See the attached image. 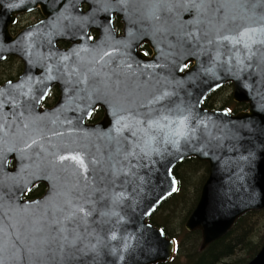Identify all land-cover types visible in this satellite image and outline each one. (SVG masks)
<instances>
[{"label":"water","instance_id":"1","mask_svg":"<svg viewBox=\"0 0 264 264\" xmlns=\"http://www.w3.org/2000/svg\"><path fill=\"white\" fill-rule=\"evenodd\" d=\"M62 1L0 0V63L17 56L25 65L17 80L0 86V264L169 263L176 242L150 218L177 193L174 171L191 158L208 167L197 205L185 222L187 231L201 233V251L245 215L264 210V44H253L249 52L223 39L264 23V4L137 0L135 18L164 22L168 41L160 59L144 67V54L135 51L132 58L119 47L112 19L116 6L107 11L111 19L106 26L99 19L101 0H74L90 4L87 13L81 11L86 26L106 29L96 41L87 33L79 44L68 31L69 36L55 33L64 31L69 13L55 12ZM38 7L45 18L12 35L16 16ZM60 38L74 42L61 49ZM159 62L161 68L153 71ZM228 83L234 102L247 109L206 108V99ZM55 84L85 96V115L102 106L103 120L79 130L55 124L53 110H42V123L29 124L38 128L37 136L27 140L32 151L9 170L3 158L5 112L10 105L40 110ZM155 122L170 125L165 132L171 135L165 138L151 129L145 135L147 125L155 128ZM177 130L183 135H175ZM150 137L151 146L145 147ZM39 179L46 180L48 191L24 202L22 196ZM16 180L20 195L6 196ZM64 235L69 239L62 252L56 243H42ZM247 264H264V245Z\"/></svg>","mask_w":264,"mask_h":264},{"label":"flooded vegetation","instance_id":"2","mask_svg":"<svg viewBox=\"0 0 264 264\" xmlns=\"http://www.w3.org/2000/svg\"><path fill=\"white\" fill-rule=\"evenodd\" d=\"M115 1L117 2V4L115 3L116 5L109 0L100 1V3L102 4L101 8H103L101 11L102 14L99 16L101 22L104 25L109 26L111 16L107 15L106 13L108 10H112L111 8H114L116 6V13L114 14V17H112L114 26L113 31L115 32V35L119 42V47L122 52L128 53V55L131 54L132 58L135 57L133 54V52L135 51L137 53L144 54L143 58L141 59L142 65L144 67L151 64L155 58L157 62L162 56L161 52L163 51L164 53V50L166 49L168 43L165 34V23L163 22L162 24L160 21L157 23L153 22V24L140 23V21L135 18L133 14L134 10L138 9V7L136 6L137 4H139L137 0ZM89 9L90 4L88 2H82L81 4H78L77 1L74 0H70L68 2H66L65 0L62 1L61 7L58 8L55 12L60 15L68 11L69 13L66 18V24L62 27V30L64 31L59 32L58 30H55V33H57L61 37L69 36L68 33L65 32L68 31L70 36L76 38V42L79 44H82L84 42L87 33H89L94 41H96L99 37L104 36L106 34V29L101 28L102 24L100 25V28L98 30L92 28L90 29L88 24L86 26V22L82 18V12L87 13ZM31 18L33 19L32 21ZM44 18L45 17L40 7L26 13H21L16 16V22L12 24L10 28L11 34L16 35L23 28H26L29 25H34ZM73 42L69 41L68 39H61L58 41V46L61 49H68ZM11 58L12 60L9 62V59ZM136 58L139 59L138 57ZM14 59H19L16 73L7 72V65L14 62ZM161 66V63L159 62L156 65L153 64L151 66V69L153 71L159 70ZM191 66L192 64H190L188 68H190ZM3 67L6 70H4ZM165 68L166 67L163 66V71H165ZM24 69V62L21 61L20 58H7L4 62L0 63V75H3V80L0 81V85H3L8 81L17 80L19 76L24 72ZM226 88L233 89V85L231 83H228L218 91H223ZM81 100L84 101L85 96L81 97V95L78 94H69L68 91L63 92L61 87L55 84L50 93L46 96L45 100L42 102L40 110L36 105H34L33 107H26L24 111L20 108L16 109L13 107V105H10L9 109H7V111L5 112L6 117L4 120V124L6 123L8 127L5 131L6 139L3 145L5 151L3 154V158L7 160L6 166L9 168V170H16L18 164L17 161L19 159H24V154L28 152V149L32 148V145L27 142V140L37 136L38 128H30L31 125L29 124L36 122L37 124L35 126H38L39 123H42V110H53L55 124H72L80 127V129L78 128L79 130H84L85 125H95L100 123L105 116V109L102 106H99L98 108L94 109L93 112H88L87 115H85V112L82 111ZM66 102H68V104H66ZM13 124L14 127H12ZM34 147H36V145H34ZM30 151H32V149H30ZM3 170H5V167H3ZM28 174L29 177L30 173ZM10 177L9 184H11L12 182ZM43 178H45V176ZM20 185L21 183L16 180L14 186H9L6 192V196H19L21 193L19 189L21 188ZM48 189L49 185L46 180L39 179L32 184L26 194L22 196V199L24 200V202L41 199L42 197H44ZM20 201L21 200L17 202ZM14 204L15 203H13V206ZM6 205H8V202L6 203Z\"/></svg>","mask_w":264,"mask_h":264},{"label":"trees","instance_id":"3","mask_svg":"<svg viewBox=\"0 0 264 264\" xmlns=\"http://www.w3.org/2000/svg\"><path fill=\"white\" fill-rule=\"evenodd\" d=\"M2 80L3 75H0ZM221 93L213 94L206 101V107L228 108L234 113L247 108L245 104H236L232 95L224 102L216 101ZM174 173L179 182L177 193L167 199L150 218L152 224L176 242V256L167 264H182V259H185L184 264H247L251 261L264 244V211L245 215L224 238L201 251V233L187 231L185 222L197 205L202 186L207 180V164L195 158L187 159Z\"/></svg>","mask_w":264,"mask_h":264},{"label":"snow or ice","instance_id":"4","mask_svg":"<svg viewBox=\"0 0 264 264\" xmlns=\"http://www.w3.org/2000/svg\"><path fill=\"white\" fill-rule=\"evenodd\" d=\"M238 3L241 4H247V3H253V4H264V0H237ZM261 21H264V15H261L260 17ZM259 34L261 36H264V23H260L258 27H250L242 29L239 33H237L235 36H225L223 39L230 40V42L233 44V46L236 45H242L244 48L248 49L249 52H251L252 45L255 43L264 44V39H260L257 41L254 37ZM67 58V57H66ZM183 120L180 121V125H183ZM156 127L153 128L152 124L147 125V128L145 129V135H150L149 129L153 131H159L160 133H163L165 138H167L168 135H171V133H166L165 128H170V125H163L159 122H155ZM175 135H183L182 132L177 130L175 132ZM151 139H154V137H150V139H146L144 141L145 147L151 146ZM62 159H64L62 157ZM72 160L78 161L81 167H85L84 161L79 156H73L71 157ZM80 212H84V209L81 208ZM86 214V213H85ZM69 237L67 235L62 236V238H58L56 236H51L47 239H43L42 243L48 247L53 243L58 244L59 250L62 252L64 248V241H68Z\"/></svg>","mask_w":264,"mask_h":264},{"label":"rangeland","instance_id":"5","mask_svg":"<svg viewBox=\"0 0 264 264\" xmlns=\"http://www.w3.org/2000/svg\"><path fill=\"white\" fill-rule=\"evenodd\" d=\"M33 19L31 18V21H32ZM18 60L19 59H14L13 61L14 62H12V63H10L9 65H7V70L3 67V69L4 70H6L7 72H13V73H16V68H17V66H18ZM232 93H233V89H230V88H226V89H224L223 91H222V93L218 96V98L216 97V101L217 100H220V101H226L228 98H229V96L230 95H232ZM262 228H263V222H262ZM240 251H238V253H239ZM230 261V259L229 260H227L226 261V263H228ZM185 263V259H182V264H184Z\"/></svg>","mask_w":264,"mask_h":264}]
</instances>
